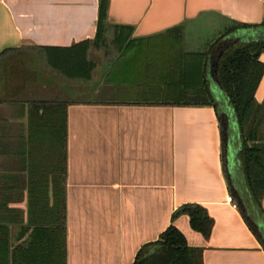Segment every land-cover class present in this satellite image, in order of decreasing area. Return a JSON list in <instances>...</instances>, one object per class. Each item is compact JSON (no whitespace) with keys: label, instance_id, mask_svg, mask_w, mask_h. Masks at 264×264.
I'll list each match as a JSON object with an SVG mask.
<instances>
[{"label":"crops","instance_id":"1","mask_svg":"<svg viewBox=\"0 0 264 264\" xmlns=\"http://www.w3.org/2000/svg\"><path fill=\"white\" fill-rule=\"evenodd\" d=\"M100 1L0 0V227L11 245L62 227L65 264H133L173 225L203 264H264V234L237 204L246 192L241 166L226 177L220 119L227 123L229 104L173 103L198 85L199 71L210 87L222 54L264 41V0H103L105 39L116 50L91 61L90 80H68L43 48L93 40ZM232 22L253 28L224 35ZM118 27L131 29L121 47ZM129 71L146 77L154 99H112ZM173 71H193L192 80ZM102 77L107 84L95 89ZM263 98L264 75L255 100ZM227 136L238 152L236 134ZM185 205L206 210L208 238L186 214L171 220Z\"/></svg>","mask_w":264,"mask_h":264},{"label":"trees","instance_id":"2","mask_svg":"<svg viewBox=\"0 0 264 264\" xmlns=\"http://www.w3.org/2000/svg\"><path fill=\"white\" fill-rule=\"evenodd\" d=\"M105 1L99 3L97 30L93 40H86L67 48L44 47L47 64L58 70L68 80L88 81L91 78L93 64L86 61L90 48L97 49L105 44L107 31ZM264 26V24L262 25ZM251 26L232 22L224 35ZM114 43L121 47L131 35L130 28L115 29ZM264 53V41L238 45L228 50L218 60L216 78L224 97L234 111L240 134V150L237 158L245 180L243 204L246 210L264 218L261 201L264 196V98L261 103L255 100V93L264 75V64L259 57ZM193 71H173L178 79L190 80ZM196 71H194L195 73ZM206 71H199L198 85L184 88L175 104L211 106L218 110L217 104L209 91ZM180 74L179 76H177ZM196 74V73H195ZM192 80V79H191ZM243 216L247 215V212ZM186 214L192 230L208 238L213 221L206 210L199 205H185L173 215ZM246 219V218H245ZM42 229H34L25 241L11 245L9 232L0 227V264H65L63 247V229H56V234L44 235ZM155 246L160 254L147 252ZM133 264H203L201 249L189 247L184 236L170 225L157 242L142 247L136 254Z\"/></svg>","mask_w":264,"mask_h":264},{"label":"rangeland","instance_id":"3","mask_svg":"<svg viewBox=\"0 0 264 264\" xmlns=\"http://www.w3.org/2000/svg\"><path fill=\"white\" fill-rule=\"evenodd\" d=\"M90 50H91V53H89ZM113 50H116V47L112 46L111 37L109 36L107 41L105 39L104 45L100 46L97 49L90 48L88 50V52L86 53V61H88V62H91V61L103 62L104 60H107V59L109 60V58H110L109 55H102V54L105 53V51H107V54H109L110 51H113ZM139 74L140 73L135 72V71L134 72L129 71L127 75H125L123 78H121V80H123V79L127 80L125 84H121L122 82H120V81H119L120 83H118L117 82L119 80V77H118L117 81H116V83H118V84L115 83L117 85L115 87L119 91L114 90L113 93L111 92L113 94L112 99L121 100V101L122 100H128V101H130V100H141L143 98L154 99L155 97H153V95H148V93H150V91H148V88L147 89L144 88L141 84V83H144L146 77L139 75ZM105 78L106 77H102L101 80H99V81H92L91 85L95 89L99 88L100 86H104V84H107V83H105ZM107 79H108V83L110 82L112 84L113 77L108 76ZM146 80L149 81V79H146ZM126 84H129L130 86H127ZM106 87H107V85L105 86V88ZM104 94H107V93H100L99 92V94L96 96V99L103 98Z\"/></svg>","mask_w":264,"mask_h":264},{"label":"water","instance_id":"4","mask_svg":"<svg viewBox=\"0 0 264 264\" xmlns=\"http://www.w3.org/2000/svg\"><path fill=\"white\" fill-rule=\"evenodd\" d=\"M217 65L218 63H216L215 65L216 67L214 71H208L209 72L208 78L210 81L209 91L216 102H219L220 101L219 99L221 97L222 99H225L226 104H229L227 99L224 97V94L221 90L219 82L216 78ZM227 109L229 111V115H228L229 119L227 120V123L222 118L220 120H221V128H222V142H223V148L225 152V171H226L227 180H229V176L232 175L231 169H233L236 165L240 166V163L237 160L238 152H235L233 148V143L235 139L234 137L229 139V137L227 136V130L228 129L232 130V132L236 134V139L239 142V150H240V134H239V128H238L237 121L234 116L233 109L230 107V105L229 107L227 106ZM237 204H238L240 211L244 214L245 209L243 205L241 204V202L238 201ZM245 218L248 219V214L245 216ZM257 226L259 229H264V225L260 222L257 224ZM147 252L149 254H152V253L160 254L159 249L155 246L148 248Z\"/></svg>","mask_w":264,"mask_h":264},{"label":"flooded vegetation","instance_id":"5","mask_svg":"<svg viewBox=\"0 0 264 264\" xmlns=\"http://www.w3.org/2000/svg\"><path fill=\"white\" fill-rule=\"evenodd\" d=\"M236 176V175H235ZM242 199V198H241ZM243 205V207H244V209L246 208V205L245 204H242ZM246 210V209H245ZM246 212H247V214H248V218H249V220L251 221V223L253 224V226L256 228L257 227V223L259 222V216H255L254 215V211L253 212H250L249 213V210L247 209L246 210ZM256 214V213H255ZM258 229V228H257ZM260 232H262L263 234H264V232H263V230L262 229H260L259 230ZM263 240H264V236H263V238H262Z\"/></svg>","mask_w":264,"mask_h":264},{"label":"built area","instance_id":"6","mask_svg":"<svg viewBox=\"0 0 264 264\" xmlns=\"http://www.w3.org/2000/svg\"><path fill=\"white\" fill-rule=\"evenodd\" d=\"M227 202L231 203L233 208H236V205L233 203L232 197H227Z\"/></svg>","mask_w":264,"mask_h":264}]
</instances>
